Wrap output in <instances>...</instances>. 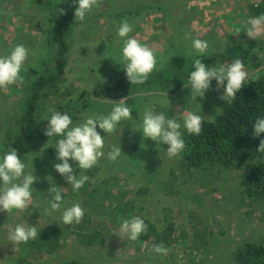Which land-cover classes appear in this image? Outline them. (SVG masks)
I'll use <instances>...</instances> for the list:
<instances>
[{
	"label": "rangeland",
	"instance_id": "1",
	"mask_svg": "<svg viewBox=\"0 0 264 264\" xmlns=\"http://www.w3.org/2000/svg\"><path fill=\"white\" fill-rule=\"evenodd\" d=\"M192 1L189 0L188 6ZM237 1L241 4L240 13L231 23H238L241 11H257ZM66 2L0 0V56L9 55L21 44L29 53L21 71L23 81L0 89V157L7 150L10 137L21 131L20 119L25 115L34 82L54 73L56 48L51 42V33L59 23V11H64ZM184 4L187 0H100L99 7H94L83 22L73 20L72 31L66 36L69 52L65 76L50 80L39 91L37 122H47L45 116H51L50 110L60 112L63 107L73 121L71 126L79 125L89 115H108L118 101L95 99L90 93L99 85H115L122 79L127 80L132 92L131 99L125 100L126 106L132 109V119L121 121L113 134L104 133L97 125V131L105 136L104 155L94 169L86 172L91 183L83 196L71 192L53 167L60 163L54 145L61 137L36 140L28 145L22 158L25 174L33 172L38 179L32 185V204L28 209L0 212V264H59L72 259L80 264H236L233 252L239 245L252 242L264 247V202H241V176L247 172L239 174L217 168L210 174L205 171L183 174L179 167L182 152L170 159L166 154L168 145H157L137 131L145 109L163 112L181 124L187 112L197 111L191 102L189 81L185 79L195 59L218 55L216 63L210 66L218 67L242 60L247 54L246 61L242 60L248 73L246 81L264 73V36L240 41V32L234 24L213 28L217 29L216 33L204 35L200 31L202 27L195 22L196 33L192 32L193 15L190 6L184 7ZM198 10L212 18L213 14L221 15L222 9L199 7ZM124 20L133 28L129 38H136L155 53L157 70L147 79L152 78L150 87L145 88L147 82L131 85L123 65L119 64L123 40L117 31ZM167 32L174 36L171 43ZM188 32L193 38L209 43L203 56L197 55L192 40L185 38ZM159 78L162 82H158ZM220 89L218 84H211L204 97H197L201 105L198 114L204 120H211L220 112L217 103ZM83 92L85 96L81 95ZM138 142L140 148L133 149ZM118 144L123 152L108 166V152ZM126 156L132 158V164L124 159ZM79 172L78 167L74 168V175L78 176ZM142 185L151 189L146 202H141L137 195ZM51 186L63 187L61 211L73 203L81 205L85 211L81 223L65 225L61 212H46L50 207L48 189ZM102 190H112L116 197L109 194L101 200L97 192ZM130 200L133 201L124 206ZM247 211L252 213L247 215ZM133 216L149 222L151 232L142 234L136 241L119 237L120 223ZM17 224L37 226L38 238L26 244H14L8 236ZM81 226L86 228L79 230ZM146 236L148 239H144ZM50 239L55 246L52 255L47 250ZM161 243L170 248L167 255L159 254L160 258L153 248Z\"/></svg>",
	"mask_w": 264,
	"mask_h": 264
},
{
	"label": "clouds",
	"instance_id": "2",
	"mask_svg": "<svg viewBox=\"0 0 264 264\" xmlns=\"http://www.w3.org/2000/svg\"><path fill=\"white\" fill-rule=\"evenodd\" d=\"M76 3L78 7L74 11L75 22H83L94 7H99L100 0H76ZM59 14H64L63 9L59 11ZM247 23L248 27L245 32L249 38L256 40L264 36V15L250 18ZM132 31V25L127 20H124L118 28L117 35L123 40L121 63L119 64L123 65L126 78L131 85H140L147 81L153 71L157 70V59L153 49L142 45L136 38H129V33ZM185 38L192 40V48L199 56H203L209 49L207 41L193 38L191 32L186 33ZM28 55V49L21 44L15 46L9 55L0 56V89H6L18 81H23L21 71L24 70ZM193 67L194 70L189 76L190 98L197 111L187 112L183 117V124H181L175 117L168 118L163 112L156 113L152 109H145L142 114V124L137 126V131L142 132L144 138L157 142V145H168L166 154L170 159L177 157L185 148L182 127L189 135H200L205 117L198 114L201 112V105L197 101V97H204L205 92L211 86V81L216 80L218 87L223 88L221 99L231 103L236 99L237 93L248 79V73L240 59L229 64H221L218 67H208L201 59H195ZM50 111L51 116H45L48 124L44 134L49 138L61 137L54 145L56 159L60 163L54 164L53 167L68 185H71L72 191L78 192L89 179L86 172L94 169L104 155L102 150L105 136L102 137L97 131V125L104 133L113 134L121 121L132 119V109L126 106L125 99L122 98L108 115H89L76 126H71L73 121L69 114H62L55 110ZM253 129L254 136L258 137L264 133V118H258ZM256 150L264 153V139L260 141ZM121 154L120 144L114 145L108 152V159L116 161ZM70 160L76 163L80 169L78 176L74 175V168L69 163ZM25 169V163L22 162L14 148L0 157V212L9 213L13 209L23 212L32 204V185L38 177L33 172L25 174ZM62 188L51 186L48 189L51 199H48L50 207L46 209V212L48 214L61 212V220L65 225L81 223L85 211L79 203H73L72 206L63 208L61 211ZM147 229L148 225L143 219L133 216L120 223L119 237L127 236L128 239L136 241L142 234L147 233ZM39 234L37 226L17 224L9 230L8 238L14 244H26L30 240L37 239ZM153 250L160 255H167L169 251L162 243L154 245Z\"/></svg>",
	"mask_w": 264,
	"mask_h": 264
},
{
	"label": "trees",
	"instance_id": "3",
	"mask_svg": "<svg viewBox=\"0 0 264 264\" xmlns=\"http://www.w3.org/2000/svg\"><path fill=\"white\" fill-rule=\"evenodd\" d=\"M76 4V0H67L63 11L64 14L61 15L58 25L51 33V42L56 48L54 73L50 74L47 78L39 77L40 79L34 82L31 98L25 105V115L20 119L23 125L21 131L15 136L10 137L9 143L7 144V150H5V152L3 151L2 156L7 151L14 148L17 150L18 155L22 160L26 155L27 147L31 142L36 140L44 141L52 138H49L44 134L48 121L37 122L38 120L35 117V111L39 101L38 93L43 86L50 83V80L65 76L68 59L67 53L69 52V44L66 41V36L72 31L71 26L75 19L74 11ZM255 15H257V17L264 15V9L257 10ZM245 53H247L246 50ZM217 56L218 55L205 56L201 61L210 67L216 63ZM246 58L247 54L242 56L241 59L246 61ZM193 70L194 67L192 64L185 74L186 81H189L190 73ZM151 80L152 78L146 81L145 88L150 87L149 82H152ZM126 81V79H122L115 85L111 86L99 85L90 93V95L95 99L109 101H119L122 98L125 100L131 99L132 92L126 84ZM158 82H162L161 78H159ZM211 84H217L216 80H212ZM220 88V95L217 97L220 112L217 116L211 119V122H209V120H204L202 131L198 136L189 135L186 130L182 132V139L184 140L185 148L182 151L179 167L183 174L189 173L191 175H193L194 171H205L207 174H210L209 172H213L217 168H225L239 174L247 172L245 175L241 176V202L245 203L250 201V203L253 204L263 203L264 153L258 152L256 149L259 147L260 141L264 139V133H261L258 137L254 136L253 126L258 118H264V73L251 81H245L243 87L237 93L236 99L231 103H227L221 99L224 90L222 87ZM81 95L85 96L84 92ZM60 112L62 114H69L65 107L61 108ZM136 148H140L139 142L133 146V149ZM124 159H127L129 164L133 163L131 160L132 158L128 156ZM112 162L113 161L110 159L106 160L108 166H111ZM69 163L73 168L78 167L76 163ZM115 180L118 182L124 181L120 180V178H115ZM90 183L91 181L88 179L78 192H73L71 185L67 186L71 188V192L76 194L81 193V196H83V194L89 189H87V186ZM102 183L108 184L109 181H102ZM94 188H97V186ZM82 190L83 192H80ZM92 193L94 194V192ZM97 194L101 197V200L107 199L109 194L116 197L112 190L98 191ZM150 194L151 189L144 185L140 186L137 192V195H139L138 199L141 202H146ZM88 196L91 197L92 195ZM132 201L133 200L128 201L124 206H127V204ZM121 208L126 210L123 206H121ZM149 210H147V213ZM130 213H132V211H130ZM251 213V211H247L246 214L250 215ZM121 216L126 217V215ZM145 223L148 225L147 232L150 233L152 230L150 227L151 224L146 221ZM84 229H82V226L79 227V230ZM171 230L172 229H167V231ZM167 231L164 233L166 234ZM144 239H148V237L146 236ZM85 244L88 245L89 243L85 241ZM47 245H49L47 248L49 252L48 254L52 255L55 251L53 240H48ZM164 246L170 248L168 244ZM156 255L161 258L159 254ZM233 255L236 264H264V247L252 242L244 243L241 246L239 245L234 250ZM59 264L80 263L78 260L72 259Z\"/></svg>",
	"mask_w": 264,
	"mask_h": 264
},
{
	"label": "crops",
	"instance_id": "4",
	"mask_svg": "<svg viewBox=\"0 0 264 264\" xmlns=\"http://www.w3.org/2000/svg\"><path fill=\"white\" fill-rule=\"evenodd\" d=\"M191 1V0H190ZM189 0H187V4H184L183 6H188ZM241 5L237 0H193L189 3L190 10L192 12L193 18L192 21V32L196 33V23L198 22L199 26L202 27L201 33L204 35L214 34L217 32V29L224 26H229L231 24H234L235 28L238 29V32H240V41L245 40L248 38L246 34V29L248 27V20L250 18L257 17L254 12H248V11H241L242 18L238 20V23H231L232 19L237 16L240 12H238V6ZM188 6V7H189ZM243 6V5H242ZM206 8L209 10H221V15H212V18H209V15L205 17L206 14H201L198 8ZM190 10L189 13H190ZM245 14V15H244ZM185 15V14H183ZM165 18V16H163ZM195 20V21H194ZM196 22V23H195ZM212 28V31L210 30ZM213 28H217L216 31L213 30ZM199 31V30H197ZM214 32V33H213ZM167 36L171 37L170 43L174 40V36L167 32ZM235 41V40H234ZM264 41V40H263ZM239 42V41H238ZM264 44V42H263ZM255 46V45H254ZM264 64V62H263Z\"/></svg>",
	"mask_w": 264,
	"mask_h": 264
},
{
	"label": "built area",
	"instance_id": "5",
	"mask_svg": "<svg viewBox=\"0 0 264 264\" xmlns=\"http://www.w3.org/2000/svg\"><path fill=\"white\" fill-rule=\"evenodd\" d=\"M244 4H249L253 9L259 10L264 9V0H240Z\"/></svg>",
	"mask_w": 264,
	"mask_h": 264
}]
</instances>
